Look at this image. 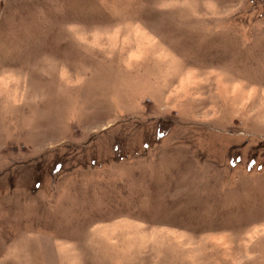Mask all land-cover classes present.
<instances>
[{
  "label": "rangeland",
  "instance_id": "374dc122",
  "mask_svg": "<svg viewBox=\"0 0 264 264\" xmlns=\"http://www.w3.org/2000/svg\"><path fill=\"white\" fill-rule=\"evenodd\" d=\"M0 264H264V0H0Z\"/></svg>",
  "mask_w": 264,
  "mask_h": 264
}]
</instances>
